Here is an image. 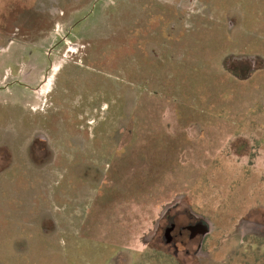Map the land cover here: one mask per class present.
<instances>
[{
    "label": "rangeland",
    "instance_id": "obj_1",
    "mask_svg": "<svg viewBox=\"0 0 264 264\" xmlns=\"http://www.w3.org/2000/svg\"><path fill=\"white\" fill-rule=\"evenodd\" d=\"M0 264H264V0H0Z\"/></svg>",
    "mask_w": 264,
    "mask_h": 264
},
{
    "label": "flooded vegetation",
    "instance_id": "obj_2",
    "mask_svg": "<svg viewBox=\"0 0 264 264\" xmlns=\"http://www.w3.org/2000/svg\"><path fill=\"white\" fill-rule=\"evenodd\" d=\"M175 228V224L173 223V227L171 229V231ZM171 231H168V235H169V238L172 240L173 239V236L171 235Z\"/></svg>",
    "mask_w": 264,
    "mask_h": 264
}]
</instances>
